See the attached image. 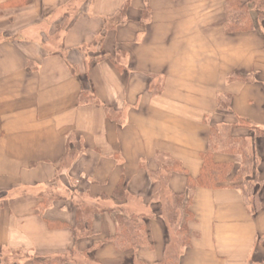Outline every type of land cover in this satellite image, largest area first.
<instances>
[{
	"label": "crops",
	"instance_id": "obj_1",
	"mask_svg": "<svg viewBox=\"0 0 264 264\" xmlns=\"http://www.w3.org/2000/svg\"><path fill=\"white\" fill-rule=\"evenodd\" d=\"M226 1L0 0V264L69 249L92 251L90 264L264 263V209L250 213L235 188L195 190L188 247L167 222L212 126L264 129V20L250 4L256 29L228 33ZM83 78L96 103H79ZM69 140L80 152L58 169ZM252 142L264 178V138ZM78 204L95 233L75 241ZM119 210L144 216L146 240L126 252L109 241Z\"/></svg>",
	"mask_w": 264,
	"mask_h": 264
},
{
	"label": "trees",
	"instance_id": "obj_2",
	"mask_svg": "<svg viewBox=\"0 0 264 264\" xmlns=\"http://www.w3.org/2000/svg\"><path fill=\"white\" fill-rule=\"evenodd\" d=\"M250 4H252V9L256 13V20H264V0H227L225 3L226 32H245L256 29L257 24L251 16ZM228 79L230 81H246L248 77L231 74ZM81 81L82 91L79 103H96L97 100L91 91L87 78H83ZM231 98L232 96L229 94H221L218 98V107L231 111ZM233 126L250 129L252 136L250 138L233 137L231 134ZM233 126L222 124L214 125L210 128L209 147L207 152L202 155L203 166L200 174L197 178L189 175L186 192L173 194L166 204L167 222L174 229L179 246L188 247L190 245L189 223L195 219L190 207L193 194L199 187L212 189L221 187L235 188L242 193L244 203L250 213H257L264 209V191L263 195H261L262 197L259 196V188H264V178L261 176L257 151H255L254 143L252 142V139L255 142L264 138V129L251 125L243 118H238V121ZM79 152L80 150L69 140L67 151L58 169L68 167ZM217 152L235 156L239 163L237 164L234 161L217 162L215 161V153ZM164 169L166 172L170 171L167 166H164ZM172 170L186 173L179 163H175ZM53 199L55 197H45L39 205L41 210L48 208ZM76 210V224L71 227L75 241L95 233L93 230L95 211L83 204H78ZM111 211L113 212L114 210ZM48 224L53 228L67 227L66 224L50 221H48ZM115 225L116 233L109 238V241L115 245L119 252H126L144 244L146 234L143 215L127 214L119 210L115 216ZM91 252L87 250L78 253L74 249H69L54 258L37 259L35 261L37 264H90V262L94 261ZM165 261L168 263L167 260ZM165 261L163 264H166ZM5 264L8 263L5 262ZM249 264L253 263L250 262Z\"/></svg>",
	"mask_w": 264,
	"mask_h": 264
},
{
	"label": "rangeland",
	"instance_id": "obj_3",
	"mask_svg": "<svg viewBox=\"0 0 264 264\" xmlns=\"http://www.w3.org/2000/svg\"><path fill=\"white\" fill-rule=\"evenodd\" d=\"M255 144V143H254ZM253 144V145H254ZM230 156V155H229ZM258 156V155H257ZM232 157V155H231ZM259 163V162H258ZM263 191H264V188H259V196L262 197L261 195H263Z\"/></svg>",
	"mask_w": 264,
	"mask_h": 264
}]
</instances>
